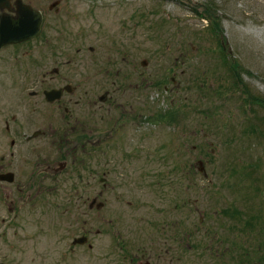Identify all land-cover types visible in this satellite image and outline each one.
<instances>
[{
    "label": "rangeland",
    "instance_id": "rangeland-1",
    "mask_svg": "<svg viewBox=\"0 0 264 264\" xmlns=\"http://www.w3.org/2000/svg\"><path fill=\"white\" fill-rule=\"evenodd\" d=\"M26 1L47 11L55 0ZM58 1V12L47 11L43 33L49 41L39 38L0 56V157L10 149V113L32 121L40 101L30 90H38L39 71L52 66L75 74L142 72L138 81L130 80L140 83L134 95H126L137 96L140 126L135 140L126 137L131 130L121 141L126 149L136 144L140 154L110 155L111 185L99 212L85 213L83 202H11L33 194L67 199L71 192L56 196L27 188L18 195L0 182V262L131 264L115 249L116 237L123 242L118 231L125 246L158 248L160 227L168 223L170 233L181 224L189 233L186 264H264V0ZM203 7L218 15L220 36L200 17ZM150 80L157 86L144 87ZM254 96L263 102L255 103ZM96 169L93 188L73 190L74 198L98 194L103 168ZM139 202H154L148 220L136 221ZM88 228L97 261H88L82 248H68ZM213 245H230L227 255L214 256ZM99 254L104 258L98 260Z\"/></svg>",
    "mask_w": 264,
    "mask_h": 264
},
{
    "label": "flooded vegetation",
    "instance_id": "flooded-vegetation-1",
    "mask_svg": "<svg viewBox=\"0 0 264 264\" xmlns=\"http://www.w3.org/2000/svg\"><path fill=\"white\" fill-rule=\"evenodd\" d=\"M21 1L40 11L42 15L40 31L38 36L18 43V45L8 44L1 47L0 56L5 55L3 53L9 48H18L36 39L45 38L43 32L45 31L47 11H59L60 2L58 0L49 2L47 11L36 8L32 1L0 0V24L2 19L6 20L17 15L18 3ZM45 41H49V39L45 38ZM93 50L94 48L89 46L91 53ZM46 69L38 73L36 80L38 90H30L29 93L30 96L39 98L40 101L34 104L31 110L32 121L21 122L20 116L23 113L19 115V112H12L5 122L10 149L6 153L7 157H0V175L7 174L9 179H0V182L7 183L11 193L18 195H20L19 192L27 188V190H35L38 193L44 191L47 195L53 193L56 196L60 190L71 192L67 199L37 198V195L33 194L28 198L12 199L11 202H67L68 205L83 202L87 208L85 213L87 211L92 213L93 208L99 212L107 205V189L111 185L108 178L111 171L106 169L109 165L110 155L122 153L125 158H132L140 154L136 149V144L126 149L121 141L122 137H125L124 134L131 130L133 135L126 137L128 140L129 138L135 140L134 131L140 126V114L135 106L138 102L137 96L131 98L126 95H134L132 92H135L140 83L135 82L134 84L130 80L138 81L142 72H135L136 76L131 77L122 71V68L115 71L76 72L77 75L61 71L58 66ZM156 84L155 80H150L144 84V87L147 85L151 88L157 86ZM52 90L58 91L59 97L49 101L46 92ZM6 158L10 160L6 161L5 165L3 162ZM99 165L103 168L102 175L98 179L102 188L100 187L95 197L89 198V196L80 199L84 193H88V190L93 188V177L94 174H97L96 167ZM137 175L139 178L140 172H137ZM85 176H87L86 179ZM73 190L75 192L81 190L84 193L81 192V196L76 199L73 197ZM99 198L102 201H98ZM87 203L88 205H86ZM139 203L136 221H142L145 217L148 220L147 217L149 218L152 210L155 211L154 202ZM184 204L187 206L188 202H184ZM177 206L176 204L174 207L178 208ZM227 210L230 213L229 217L235 218L233 213L236 208L230 206ZM166 211L165 208L161 209L163 214ZM13 212L14 208H10L9 213ZM200 221L203 223V217L200 218ZM179 226L175 234L170 233V224L161 225L162 231L157 238L158 244H160L158 248L125 246L126 241L118 231L117 235L123 242L118 241V237L114 241L120 245L118 248L115 247L119 251L120 260L128 261L131 264H152L153 258H158V262L167 261L168 264H172L173 260H176L186 264L189 233L183 224ZM82 232L70 242L72 245L68 247L69 251L82 248V253L88 261L96 260L92 252L96 247L92 242L94 240L92 229L88 228ZM100 233L109 234L108 231H96L97 235ZM228 248L224 250L220 246L213 245V248L210 247L209 250L216 257H225ZM172 251L176 252L174 256ZM102 254L98 255V260L104 258ZM247 254L246 251L245 255ZM243 260L242 258L240 261ZM157 261L155 264H159Z\"/></svg>",
    "mask_w": 264,
    "mask_h": 264
},
{
    "label": "water",
    "instance_id": "water-1",
    "mask_svg": "<svg viewBox=\"0 0 264 264\" xmlns=\"http://www.w3.org/2000/svg\"><path fill=\"white\" fill-rule=\"evenodd\" d=\"M17 15L8 19H2L0 24V48L8 44H17L36 37L40 31L42 15L39 10L33 9L22 1L18 3ZM47 99L52 101L59 97V92L52 90L46 92ZM202 165L201 160L198 161ZM204 171L203 167L200 168ZM205 173V172H204ZM1 180H8L7 174L0 175ZM100 206V204H99ZM0 264H3L0 262Z\"/></svg>",
    "mask_w": 264,
    "mask_h": 264
},
{
    "label": "trees",
    "instance_id": "trees-1",
    "mask_svg": "<svg viewBox=\"0 0 264 264\" xmlns=\"http://www.w3.org/2000/svg\"><path fill=\"white\" fill-rule=\"evenodd\" d=\"M211 9H213V8H210V7H206L205 8V7H203L201 9L202 12H200V17L203 18V19H207L208 20V22H209V25H208L209 26V29L211 30V32H212L213 35H216L218 37V35L219 36L221 35L220 20H219L218 15L216 14V12L213 11V10H211ZM224 56H228V55H225L224 52H223V57ZM234 70H235V68H234ZM254 100H255V103H259V104H261L263 102V101H260L255 96H254ZM252 131L253 132H256V130H252Z\"/></svg>",
    "mask_w": 264,
    "mask_h": 264
}]
</instances>
